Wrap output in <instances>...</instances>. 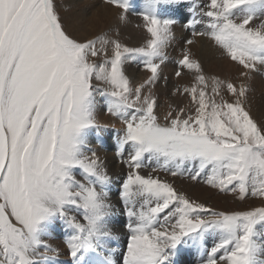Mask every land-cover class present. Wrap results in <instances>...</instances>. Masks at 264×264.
<instances>
[{
  "label": "snow or ice",
  "instance_id": "6c2138e0",
  "mask_svg": "<svg viewBox=\"0 0 264 264\" xmlns=\"http://www.w3.org/2000/svg\"><path fill=\"white\" fill-rule=\"evenodd\" d=\"M101 2L126 21L129 0ZM180 2L144 0L138 15L147 35L129 46L119 32L85 34L93 4L61 15L58 0H0V264H57L59 249L47 238L58 226L71 264H115L112 177L89 139L109 127L97 118L98 97L123 125L117 156L128 150L122 264H176L182 248L199 264H264V206L217 210L141 174L147 160L153 173L203 177L218 194L264 203V118L252 111V74L264 67V0H208L198 14L192 4L185 44L206 37L238 76L206 75L182 50L174 76L188 73L192 82L172 95L188 97L189 106L169 105L161 116L153 89L176 21L161 19L158 8ZM199 23L205 30L196 31ZM131 63L148 74L142 82L128 74Z\"/></svg>",
  "mask_w": 264,
  "mask_h": 264
},
{
  "label": "bare ground",
  "instance_id": "6f19581e",
  "mask_svg": "<svg viewBox=\"0 0 264 264\" xmlns=\"http://www.w3.org/2000/svg\"><path fill=\"white\" fill-rule=\"evenodd\" d=\"M61 1H62V4L64 5V9L66 10V14H74L76 12H83L84 7H85V3H90V4L94 5V7L89 9V19H88V24H87V31L85 33L89 37L99 33L102 30L109 31V34L112 36H115V34L117 32H119V38L123 42L127 43L129 46H140L143 43L144 38L147 35L146 32L144 31V28H143V23H144L143 19L141 16L138 15V13L141 12L142 9L144 8V0H129L130 7H132V9H129V11L127 13V19H126V21H123V22L119 21V19H118V13L120 10H118L114 7L104 5L101 2V0H61ZM178 7H180V6L177 3L171 4V5L161 4L158 8V13H159L160 18L164 19V16H165V18H168L169 15L171 14V15H175V17L180 19L182 22H183V20H184V22H188L189 17L186 14L183 15L182 12H180V14H179V11L177 10ZM165 13L167 15H165ZM138 25L140 27H137ZM175 28H177V29L174 30ZM198 28H197V31H203V30H205V25L200 24L198 26ZM190 38H192V36L189 35L188 33L185 34L181 28L172 27V36H171L169 42L173 43L174 45L179 44V46H182V42L184 40L190 39ZM195 40H196V43L194 45H191V46L187 45L184 48L190 49L191 54H192V58H196V59H199L201 61L202 65L204 67V70H206V68L208 67V65H209L208 62H212L211 63L212 65H221L222 67L224 65H228L229 66L228 68H232V69H230L231 72H229L230 76H231V74H233V76L236 75V77L238 76L237 66L234 63L232 64L229 59L226 61H224L225 59L221 60L223 58L221 50L218 49L217 47H215L214 44L212 43V41H210L206 37H196ZM179 46L177 45V47H179ZM168 47L169 46L166 47L165 52H166V54L170 55V52H172V48L169 47L170 48L169 49ZM174 47H176V46H174ZM177 50H178V48H177ZM179 51H181V50L179 49ZM135 68H136V63H131L127 66V72L130 75V77L133 78V81H136V79L137 80L140 79V76L138 75L139 72L136 74L137 70ZM169 68L173 69L174 66H172L171 62L168 60V62H166L162 66V72L161 73L165 74V76H168L169 74L171 75V71L169 70ZM218 69H220V66ZM259 70L252 74V83L254 86V92L252 93V101H254V100L258 101L260 103L257 105L260 106V104H263V106H264V74H261ZM174 71H175V69H174ZM227 74H228V72H227ZM220 76H222V73L220 74ZM161 77H163V76H161ZM168 77H170V76H168ZM171 78H172V76H171ZM160 81L161 80L158 81V83L154 86V88H158V93H161V92H162V94L167 93L166 99L173 106L179 98H182V100L184 98L185 99L187 98L186 96L172 95L175 87H172V86L170 87L168 84L162 86L160 84ZM178 82L180 85L183 84V85L189 86L192 82L191 74L186 73L185 75H183L182 78H178ZM155 91H157V90H155ZM98 102H99V110H98L97 118H98L99 122L101 124H110L111 123V121H109L110 118L104 112V107H105L104 100L102 101V99L99 97ZM114 126L116 127V125H114ZM112 134L113 133L110 132L106 136L105 139H103V137L100 136V139L98 141L96 135L91 133L89 139L91 141L92 147L96 150L97 154L104 161L105 167L108 170L109 176L112 177L113 181H116L120 178V176H122L125 173L126 166H125V164L123 165V163H120V161H117L119 158L117 160H114L108 154H106L105 150L107 149V147L116 148V138H114L113 137L114 134L113 135ZM109 195H110V201L114 205V215L111 217V219L109 221V227L112 229L114 235L116 237H118L117 240L111 241L109 243V247L115 249V253H114L115 264H121L122 263V255H123L124 251L126 250L127 239H128V235H129V233L126 229L127 216L125 214L120 196L116 197V196H113V194H111V193H109ZM53 233L55 235H51L49 237L50 239H52V238L55 239L56 237H59V234L60 235L66 234V232L64 230H62V228H60L59 226L53 231ZM48 243L53 248L59 249V256H58L57 264H71V258L68 255V250L65 246V239H63L61 241H57V240L55 241L54 240L52 243H50V242H48ZM184 251L190 255L189 264H199L200 257L198 256L197 253H195L194 251L189 250V249H184ZM187 257H189V256H187Z\"/></svg>",
  "mask_w": 264,
  "mask_h": 264
},
{
  "label": "rangeland",
  "instance_id": "374dc122",
  "mask_svg": "<svg viewBox=\"0 0 264 264\" xmlns=\"http://www.w3.org/2000/svg\"><path fill=\"white\" fill-rule=\"evenodd\" d=\"M181 1L182 2L177 3L180 6V7L177 8V10L179 11V14H180V12H182L183 15L186 14L189 17L188 18L189 20L191 19V16H190L191 15V13H190L191 11H190V9H191L192 4L199 5V7H197V9H196V13H199L201 11V9L208 3V0H181ZM58 7H59V10L61 12V15H65L66 14V10L64 9V5L62 4V1L61 0H58ZM165 15H167V14L165 13ZM168 18L173 19V20L176 21V23L172 27H179V28L182 29V31H184L185 34L188 33L189 35H191V31H190V29L186 25L187 22H184V20L182 22L180 19H178L177 17H175V15H171V14L169 15ZM164 19H165V16H164ZM197 19H202V18L201 17H198ZM254 23H258V21H255ZM200 24H203L204 25V23H199V24H197V28H198V26ZM197 28H196V31H197ZM176 29L177 28H175L174 30H176ZM186 40H184L182 42V46H179V44H175L174 45L171 42L168 43V46L170 48H172V52H170V55L171 56L167 54V57L169 56L168 57V60L171 62L172 66H174V68L173 69L169 68V70L171 71V75L169 74L168 76H170V77L165 76V74L161 73V76H163V77H161V79H160L161 80L160 81V84L162 86H164L166 84H168L170 87L171 86L172 87H175L176 85H180L179 82H178V78H176L174 76V69L176 68V63L175 62L180 58L182 50L185 49L184 47L187 46V44H185V41ZM172 44L174 46H176V47H174ZM177 45L180 48L177 47ZM177 48H178V50H177ZM179 49L181 51H179ZM168 60L166 62H168ZM221 60L226 61V60H228V58H226V56H223V58ZM211 63L212 62H208L209 65ZM231 63L233 64V62H231ZM209 65L206 68L207 71L205 70V72H206L207 75H217V74L220 75L222 73V76H221L222 78H228V79H235L236 78V75L233 76V74H231V76H230V73L229 72H231L230 69H232V68H228L229 67L228 65H224L223 67L221 65H212V64L210 66ZM219 66H220V69H218ZM258 68L260 69L259 70L260 73L261 74H264V67H259L258 66ZM135 69L137 70L136 71V74L139 72L138 75L140 76V79L139 80L136 79V81H134V83L142 82L146 78V76L148 74L145 71H143L142 67L138 63H136V68ZM227 72H228L229 75L227 74ZM171 76H172V78H171ZM181 86H183V84ZM189 86H191V84ZM155 90H157V91H155ZM153 91H154V93L158 97L159 107H158L157 111H158V113L161 116H163V114L168 110L169 105H172V104H170L169 101H167V99H166L167 93L166 94L164 92H163L164 94H162V92L161 93H158V88H154ZM102 101H103V99H102ZM176 103L174 104V106L173 105L172 106L173 107H177L178 106V107H185V108H187L189 106V99H188V97L186 99L184 98L183 100H182V98H179ZM259 103L260 102L255 101V100L252 102V111H253L254 116L258 120H260L261 118H264V108H263L264 106H263V104H260V106L257 105ZM108 116L110 118L109 121H111V123L110 124H107V125H109V127H108V129L106 131H101L100 136H102L103 139H105L106 136L110 132L116 133V131L119 132V134L122 135V133H123V125L121 124V122L119 120L111 117L110 115H108ZM114 125H116V127ZM92 133L94 135H96L95 132H92ZM114 135H113V137H114ZM115 138H117V135H115ZM105 151H106V154H108L114 160H117L118 158L119 159L117 161H120L121 159H123V160H127L128 159V154H125V153H123V156L122 157L117 156V154H116V148H114V147L113 148L107 147V149ZM120 163H121V161H120ZM146 163H147V165H146ZM125 166H126V164H125ZM145 166L146 167H144V168L141 169V174H143V175L152 174V175L159 176L161 179H164V180H167L170 183H173L174 186L178 190L185 192L190 198L195 199L198 202L206 203L209 207L216 208L217 210H240V211H243V210H250L253 207L264 206V203H262L261 200L258 199V198H249V199H246L245 201H238V200H235L231 194H218L215 191L209 189L207 187V185H205L203 183V179H204L203 177H201V179H200L199 182H194V181H191L190 179H188L187 176L173 178L170 174H168L166 172H156V173H153L152 172V169H153V167H156L155 162L149 163L147 160H145ZM127 172H128V168L126 166L125 173L122 176H120V178L118 180H116V181H113L112 180L111 181L110 193L113 194V196H116V197H119L120 196L118 193L120 192V188H121V184L122 183H120V185H118V183L119 182H123V179L125 178ZM51 235H55V234L52 232ZM65 236L66 235H64V234H61V235L59 234V237H56L55 239H53V238L50 239L48 237L47 240H48V242L52 243L54 240L55 241L56 240L57 241H61V240L65 239ZM186 253L187 252H185L184 249L182 248L181 255L180 256H182V257L183 256L184 257L185 256L186 257L189 256L187 258L190 259V255L188 253H187L188 254L187 255ZM188 264H189V262H188Z\"/></svg>",
  "mask_w": 264,
  "mask_h": 264
}]
</instances>
